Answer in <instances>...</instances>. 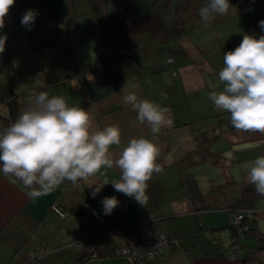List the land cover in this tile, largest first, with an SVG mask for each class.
Here are the masks:
<instances>
[{
    "label": "crops",
    "instance_id": "obj_1",
    "mask_svg": "<svg viewBox=\"0 0 264 264\" xmlns=\"http://www.w3.org/2000/svg\"><path fill=\"white\" fill-rule=\"evenodd\" d=\"M159 1L15 0L10 7L0 29L7 37L0 131L45 91L86 110L93 132L118 126L120 149L132 138L152 140L162 170L148 181L143 206L111 183L91 195L105 180L120 179L115 163L35 201L0 174V264H133L119 248L154 225L174 241L145 264H256L264 252V196L247 181L255 158L264 156V135L236 130L210 99L224 87V53L245 34L264 35V0H229L228 14L208 23L199 16L207 0ZM27 9L38 13L30 27L21 24ZM125 84L167 107L171 126L157 135L147 123L134 126L136 112L120 92ZM118 151H110L114 161ZM249 188L245 205H236ZM106 196L119 201L110 215L102 211ZM54 201L66 216L50 209ZM238 208L251 210L244 219L250 229L234 244L229 226Z\"/></svg>",
    "mask_w": 264,
    "mask_h": 264
},
{
    "label": "clouds",
    "instance_id": "obj_2",
    "mask_svg": "<svg viewBox=\"0 0 264 264\" xmlns=\"http://www.w3.org/2000/svg\"><path fill=\"white\" fill-rule=\"evenodd\" d=\"M15 0H0V29ZM229 0H207L199 9L201 20L208 23L216 15L229 12ZM37 11L25 10L21 24L30 27ZM264 31V19L258 22ZM7 37L0 35V54L5 51ZM219 81L224 85L219 93L212 92L210 99L217 110L230 114L231 125L240 132H257L264 135V35H243L233 50L223 55ZM136 85L121 88L123 101L136 112L131 123L150 126L157 135L162 127L171 126L169 109L148 99H141ZM166 99V94H162ZM89 113L81 107L70 106L64 96H49L41 91L32 96L29 106L6 129L0 131V174L11 177L26 189V196L35 201L48 195L64 181L73 185L96 175L102 168L114 166L120 170V179L95 186V197L105 184L111 183L115 191L134 198L144 205L146 189L153 173L162 169L157 163L159 148L145 137L132 138L122 149L118 126L109 125L95 132L90 130ZM116 146L118 158H111ZM247 181L255 192L264 196V156L255 158L247 174ZM104 215H110L119 205L115 196L102 199Z\"/></svg>",
    "mask_w": 264,
    "mask_h": 264
},
{
    "label": "built area",
    "instance_id": "obj_3",
    "mask_svg": "<svg viewBox=\"0 0 264 264\" xmlns=\"http://www.w3.org/2000/svg\"><path fill=\"white\" fill-rule=\"evenodd\" d=\"M50 209L60 217H64L67 214V210L58 201H54L50 205ZM244 212L249 215L251 210L238 208L233 209L231 212L230 224L234 228L231 239L234 244L248 229L247 224L242 222L245 218ZM173 241L174 239L168 236L160 226H146L139 231L137 241L129 246L120 247L119 251L122 255L127 256L133 264H145L160 255ZM236 249L238 250L239 248ZM234 255L235 253L232 254V257Z\"/></svg>",
    "mask_w": 264,
    "mask_h": 264
},
{
    "label": "rangeland",
    "instance_id": "obj_4",
    "mask_svg": "<svg viewBox=\"0 0 264 264\" xmlns=\"http://www.w3.org/2000/svg\"><path fill=\"white\" fill-rule=\"evenodd\" d=\"M159 1V0H158ZM177 1V0H176ZM176 1H174V3H177ZM168 3L169 6L171 5V0H160L159 4H164V3ZM169 23V21L167 22ZM245 219V218H244ZM242 222H245L244 220ZM226 239L228 240V237L226 235ZM258 252V251H257ZM260 252V251H259ZM258 260L256 264H264V252H261L259 254H257Z\"/></svg>",
    "mask_w": 264,
    "mask_h": 264
},
{
    "label": "trees",
    "instance_id": "obj_5",
    "mask_svg": "<svg viewBox=\"0 0 264 264\" xmlns=\"http://www.w3.org/2000/svg\"><path fill=\"white\" fill-rule=\"evenodd\" d=\"M163 6H168V3L164 4ZM165 8V7H164ZM250 192V188L246 189L244 196L236 203V205H245L246 201H247V197H248V193ZM241 209V208H240ZM248 209V208H245ZM245 217L247 216V213H245ZM248 226V225H247ZM230 229L232 230V233L234 232V228H232V225L230 224ZM250 228L248 227L247 230H249Z\"/></svg>",
    "mask_w": 264,
    "mask_h": 264
}]
</instances>
